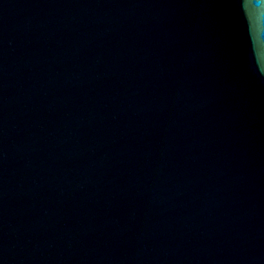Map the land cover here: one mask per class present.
Here are the masks:
<instances>
[{"label": "water", "instance_id": "obj_1", "mask_svg": "<svg viewBox=\"0 0 264 264\" xmlns=\"http://www.w3.org/2000/svg\"><path fill=\"white\" fill-rule=\"evenodd\" d=\"M0 173L102 264H264V0H0Z\"/></svg>", "mask_w": 264, "mask_h": 264}]
</instances>
